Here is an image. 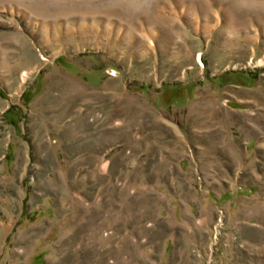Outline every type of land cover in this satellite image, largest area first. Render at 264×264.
Returning <instances> with one entry per match:
<instances>
[{
	"label": "rangeland",
	"instance_id": "374dc122",
	"mask_svg": "<svg viewBox=\"0 0 264 264\" xmlns=\"http://www.w3.org/2000/svg\"><path fill=\"white\" fill-rule=\"evenodd\" d=\"M0 264H264V0H0Z\"/></svg>",
	"mask_w": 264,
	"mask_h": 264
},
{
	"label": "trees",
	"instance_id": "16d2710c",
	"mask_svg": "<svg viewBox=\"0 0 264 264\" xmlns=\"http://www.w3.org/2000/svg\"><path fill=\"white\" fill-rule=\"evenodd\" d=\"M24 94H25V95H23V97H22L21 99H22V101H23L24 104H27V103L31 100V97L29 96L30 91H27V92H25ZM10 112H11V113H12V112L15 113V112L13 111V109H9V110L7 111V114L10 113ZM13 113H12V114H13ZM10 120H11V119H10ZM12 120H13V119H12ZM13 121H14V120H13Z\"/></svg>",
	"mask_w": 264,
	"mask_h": 264
},
{
	"label": "bare ground",
	"instance_id": "6f19581e",
	"mask_svg": "<svg viewBox=\"0 0 264 264\" xmlns=\"http://www.w3.org/2000/svg\"><path fill=\"white\" fill-rule=\"evenodd\" d=\"M260 63L262 62V60L259 61Z\"/></svg>",
	"mask_w": 264,
	"mask_h": 264
}]
</instances>
